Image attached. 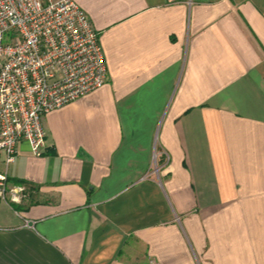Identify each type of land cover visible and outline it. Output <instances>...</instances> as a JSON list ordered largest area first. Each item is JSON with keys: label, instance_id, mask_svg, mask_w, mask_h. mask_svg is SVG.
<instances>
[{"label": "crops", "instance_id": "1", "mask_svg": "<svg viewBox=\"0 0 264 264\" xmlns=\"http://www.w3.org/2000/svg\"><path fill=\"white\" fill-rule=\"evenodd\" d=\"M73 1L107 80L17 145L0 264H264V0Z\"/></svg>", "mask_w": 264, "mask_h": 264}, {"label": "built area", "instance_id": "2", "mask_svg": "<svg viewBox=\"0 0 264 264\" xmlns=\"http://www.w3.org/2000/svg\"><path fill=\"white\" fill-rule=\"evenodd\" d=\"M98 32L73 0H0V199L21 203L23 185L8 183L17 145L45 146L46 114L106 83Z\"/></svg>", "mask_w": 264, "mask_h": 264}]
</instances>
